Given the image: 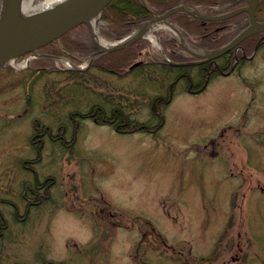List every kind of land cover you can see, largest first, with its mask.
<instances>
[{"label":"rangeland","instance_id":"1","mask_svg":"<svg viewBox=\"0 0 264 264\" xmlns=\"http://www.w3.org/2000/svg\"><path fill=\"white\" fill-rule=\"evenodd\" d=\"M191 3L208 13L206 1ZM244 19H228L222 33L234 36ZM172 22L190 46L195 32ZM152 35L158 44L143 39V53L114 71L100 66L112 54L86 68L93 51L80 47L70 50L74 60L67 56L85 68L80 75L65 59L44 62L45 71L34 61L22 67L26 60L0 69V264H264V43L208 82L199 66L181 69L192 89L206 85L191 92L188 80H175L176 68L153 62L128 70L145 57L159 60L160 51L173 59L166 46L183 44L165 26ZM66 37L95 46L86 26ZM96 105L157 128L120 133L84 119L74 134L69 112ZM59 124L74 144L43 137L33 167L39 181L55 177V196L27 213L22 192L35 172L22 162L37 156L30 138L45 125L55 133Z\"/></svg>","mask_w":264,"mask_h":264},{"label":"flooded vegetation","instance_id":"2","mask_svg":"<svg viewBox=\"0 0 264 264\" xmlns=\"http://www.w3.org/2000/svg\"><path fill=\"white\" fill-rule=\"evenodd\" d=\"M191 1L192 0H180L179 3H177V4H181V3L193 4V3H191ZM246 3L247 2L245 0H212L211 3H206V5L208 6V9L206 10V12H208L207 14H218V13L224 12L227 9H234V8L242 6ZM220 5H222L223 8L217 9L216 7H218ZM167 8H163V7L160 8V7L156 6L155 10L162 13ZM185 15L190 16L188 13H185V12L173 13V14H170L168 16V20L173 21V20H175V18L179 19L180 17H183ZM239 16L244 17L245 18L244 21L247 22V19H248V13L247 12H242L239 14ZM189 18H192V17H189ZM189 18H187V20ZM207 21L211 22L210 20H207ZM126 24H127V27H126L127 31L125 34H129L130 32H132L134 29H136L138 27L139 22L134 17L132 19L127 20ZM225 27H226V23H222V24H219L218 26L212 28L211 30H209L207 32L200 33V34L194 33L195 39L191 38V40H188L189 43H191L190 46H185L184 44H180L179 42L172 41V40L166 46V51L167 52L169 51L170 54L173 56V59L169 58L170 60H173V61H191V60L202 59V61H200V63H198V64H190V65L172 64V63H170L171 61H167V60L165 61L164 55H166V54L163 51H160V53H159L160 59L159 60H157V61L147 60L145 57L144 59L133 61L132 63H134V64L132 65V63H131L129 65L128 70H134L136 68L137 69L144 68L145 66L150 65L153 62H156V64L157 63L161 64L165 68H167V67H170L171 69L176 68L177 71H179V72H178L175 80H180L183 78L188 80V82L190 83V85L188 87L189 91H191V92L200 91V90L204 89V87L206 85L200 86L198 89H192V86L194 85V82L192 81L193 78L188 74V72L181 70V69L196 65V66H199L201 68V70H205L206 75H209V77H210L211 72H214V71L216 72V70H217V72L224 74L226 72L224 69H226L227 67L230 69L235 68L236 64L238 63L239 60L244 59V58L249 59V58L254 57L253 51H251L250 55L247 54V49L245 48V45H244L245 40L242 41L241 44L236 45L231 50L223 53L222 55H220L216 58H208L207 56L201 58V57L195 56L193 53L190 52V50H195L198 52H204V54H205L207 51L221 46L222 44L212 45V41L217 40V33H218V35H221L222 32L224 31ZM87 30H88V38L90 39L88 42H91V43L93 42V44L95 45V46L92 45V49L90 51L94 52L99 47L97 45L96 40L92 36V32H91L90 28L87 27ZM213 33H216V35L214 34L215 37H211V34H213ZM260 35H258V38L260 37ZM60 39H58V41H59L58 45L61 46L62 44H61ZM142 40L143 39H138L129 45L133 48V50L135 52H138V55L143 53L142 48H139V47H141L140 45L142 43ZM55 41H57V40H55ZM55 41L52 42L53 45H46L44 47H41L38 50L31 51L28 54H26L22 57H19L18 61L26 57L28 59V61H27L26 66H24V67L29 68L31 66V61H34L35 63H37V69L38 70H40L41 68H47L46 66L40 64L41 61H43V62L62 61L61 57L64 56V54L58 52V50H57L58 47H55L56 46ZM188 47L190 48V50L188 49ZM182 52H185L188 54H183ZM236 58H237V60H236ZM10 66H12V65L8 64L5 68H8ZM58 68L63 69L62 67H58ZM110 70L114 71L113 69H110ZM205 80H206V78H205ZM170 90L172 91V88H170ZM159 114L162 117L161 122H164L163 114L162 113H159ZM122 116H123L122 118H118L117 115H112V114L108 115L106 110L100 105H96L93 109H90V110L85 111V112H80V111L69 112V117L74 121L73 128H72V131L74 134L77 132L78 127L81 124V121L84 119H92L93 121H95L101 125H110V127H112L114 130H116L117 132H120V133H129V132L135 131L137 129L136 128L137 125L130 126L129 125V117L124 115V114H122ZM159 124L157 123L158 126H159ZM155 128H157V127H155ZM155 128L146 127L145 129L147 131H154ZM58 129H59V131L54 133L53 128L51 126L45 125V126L40 127L36 132H34L30 138L32 144L35 145L37 156L32 158V159H27L26 162L24 160L22 162L23 166L25 168L28 167L33 172H35L34 182L33 183L26 182L25 183V189H24L25 191L22 192V195L26 200V212L27 213L30 212L31 208L37 207L45 201H50V200L54 199L55 195L53 194L51 187L54 186V183H55L54 181L56 180L55 177L54 176H46L44 178L45 179L44 181H39L38 177H37V172L35 171L33 164L37 160H40V158L42 157L41 150H42V146L45 144V139L43 138L45 135H48L49 139H51V142L59 143L62 146H64V148H69L71 145L74 144L75 137L72 141L68 142V140L66 139V136L64 135L66 130H67L66 125L59 124ZM27 163H28V165H27ZM41 187H44V190L41 189ZM27 191H29V192H27ZM63 196H65V195L63 194L62 197ZM55 206L57 208L59 207L58 205H55ZM92 212L98 213L97 210H92ZM24 217L25 216H22L21 213H17V215H16V218L19 220H23ZM1 226L5 227L3 224H1ZM1 234H2V231L0 229V235ZM51 262H53L54 264H63L64 261L63 262H61V261H47L45 264H50Z\"/></svg>","mask_w":264,"mask_h":264},{"label":"water","instance_id":"3","mask_svg":"<svg viewBox=\"0 0 264 264\" xmlns=\"http://www.w3.org/2000/svg\"><path fill=\"white\" fill-rule=\"evenodd\" d=\"M0 1V68L6 66L10 60L50 43L82 23L90 27L92 35L100 47V50L91 56V60L99 54L120 49L138 38L144 37L145 33L150 30V25L157 21H162L166 26L176 30L182 38L180 30L166 19L168 15L178 11H185L193 16L208 20L228 18L241 11L248 13L247 26L229 42L221 47L209 50L205 54L191 51L200 57H216L238 45L246 37L254 33L264 32V21L256 18V8L260 0H246V5L218 15L203 14L192 6H190L192 10H190L187 8L188 5H180L167 10L163 14H156L155 18L145 21L143 26L128 38L114 44L104 45L98 41V34L97 30H94V25L97 26L104 8L111 0H60L47 8L29 14L22 10V0ZM263 38L264 36L257 42L255 49ZM200 61L173 63L181 65L199 63ZM74 66L80 68L78 65L74 64ZM153 108L156 109L155 103Z\"/></svg>","mask_w":264,"mask_h":264},{"label":"trees","instance_id":"4","mask_svg":"<svg viewBox=\"0 0 264 264\" xmlns=\"http://www.w3.org/2000/svg\"><path fill=\"white\" fill-rule=\"evenodd\" d=\"M149 1H152V3H154L156 6H158L160 8L161 7L167 8V7H170L172 5L179 3L180 0H149ZM192 1H203V2L206 1V3L212 2V0H192ZM151 16H152V14H151L150 10L143 4V2L141 0H112L104 8V11H103L102 20L104 21V23L101 25V33L103 36L108 37V38H118V37H120L126 33V31H127V29H126L127 20L135 17L138 22H142L143 20H146ZM257 16L259 19H264V0H261L260 4L258 6ZM189 17L190 16L185 15L183 17H180L179 21L185 22V25L189 29H191L195 33H199V34L207 32V31L211 30L212 28L218 26L219 24L227 22V20L209 22V21L202 20L199 18H191L190 20L189 19L187 20V18H189ZM214 34L216 35V33H213V34H211V37H215ZM66 35L62 36L60 39L61 44H62L61 46L58 45V43H59L58 40L55 41L56 42L55 47H58V49H57L58 52H60L64 55H67V56L74 59V55L72 54V51H70V50H73V49H76L77 47H80L82 51L86 52V51H90L92 49V45L90 43H86V42L80 43L78 40H75V39L64 42L63 39H65ZM230 38H231V36L227 35L226 33H222L221 35H218V33H217V40L212 41V45L222 44L225 41L229 40ZM257 39H258L257 34L252 35L249 38H247L244 42L245 48L248 51L253 49V46H254ZM48 45H53V43H50ZM110 54H112V56H114V57H112V58L110 57V59L102 62L103 64L100 66L103 69L110 70L113 68H117L119 66V64L124 65L126 63H129L130 60L135 55V51L133 50V48L131 46H127V47H124L122 49L104 54V56L110 55ZM102 57H100V58H102ZM43 63L44 62L41 61L40 64H43ZM167 68L171 69L170 67H167ZM40 71H45V68H41ZM70 73L73 75L83 74L81 71H78V70H70ZM158 101H161V99ZM120 113L121 112H117V114H120ZM112 115H114V112L112 113ZM120 115H122V114H120ZM122 117L123 116H120V118H122ZM136 124H137V122H135L129 118V125L130 126H133ZM0 229H1V231L4 229V227H2L1 224H0Z\"/></svg>","mask_w":264,"mask_h":264},{"label":"bare ground","instance_id":"5","mask_svg":"<svg viewBox=\"0 0 264 264\" xmlns=\"http://www.w3.org/2000/svg\"><path fill=\"white\" fill-rule=\"evenodd\" d=\"M60 0H22V10L25 11L27 14L32 13V12H36L38 10H42L44 8H47L49 6H51L53 3L58 2ZM0 12H1V1H0ZM163 25V23H154L152 25H150V29H152L153 27H159ZM94 30L96 31V25H94ZM97 32V31H96ZM148 35L150 37H152V34L148 33ZM155 42H157L154 39ZM100 42L107 45L108 42H106L105 40L100 39Z\"/></svg>","mask_w":264,"mask_h":264}]
</instances>
